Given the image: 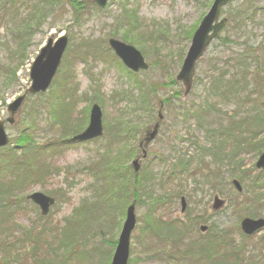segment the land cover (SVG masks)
<instances>
[{
  "label": "rangeland",
  "instance_id": "obj_1",
  "mask_svg": "<svg viewBox=\"0 0 264 264\" xmlns=\"http://www.w3.org/2000/svg\"><path fill=\"white\" fill-rule=\"evenodd\" d=\"M213 1L112 0L101 11L88 0H0L1 121L10 117L8 106L31 87L30 67L42 47L49 39L69 36L68 51L47 95L27 96L15 117V126H7V134L14 144L30 124L36 125L37 131L32 135L39 150L34 157L30 153V163L34 168H38L39 163L47 167L44 178L36 177L34 186L20 191L17 198L21 204L12 209L14 229L11 235L14 232V236H19L24 230L30 232L38 242V250L34 252L38 256L32 258L35 254L24 249L18 258H12V264H111L126 210L133 202L128 188L134 175L132 161L142 157L139 144L148 128L158 121V115L164 118L160 123L161 130L157 141L148 148L151 159L141 165L140 176L151 178L149 183L157 197L172 198V202L158 211L155 218L157 223L163 224L164 240L169 235L182 234L184 237L180 242L184 247L178 248L179 252H189V247L192 256H196L193 264H205L198 262V251L200 244L208 243L211 235L202 234L200 228L209 226L216 230V226L219 229L222 226L239 240L241 219L264 218V173L255 167L264 151L257 153L252 147L257 144L264 147V132L258 133L259 137L254 141L247 136L244 145H233L234 141L227 136L230 129L221 126L226 124V116L234 112V107L214 98L216 91L225 85L219 71L233 73L232 64L227 67L218 59L227 61L233 58L231 54L238 53L239 48L234 47L232 52L230 45L226 48L218 40L214 42L197 65L194 86L187 97L183 95V86L175 83L188 53L189 36L202 23ZM251 1L264 5V0ZM35 5L41 21L30 22L36 15ZM228 13L227 7L222 16L225 18ZM248 28L235 39L240 43L251 39L253 44H257L264 37V26L256 23ZM225 35L223 32L220 38ZM111 38L135 47L144 55L150 69L130 74L109 49ZM214 65L216 67L212 68ZM171 76H174L175 87L169 81ZM210 86L212 91L208 95ZM250 89L252 91L253 87ZM148 92L149 97L145 98ZM178 93L181 95L179 98ZM58 94L60 98H57ZM205 99L209 107L218 104L220 107L216 106V109L220 114L202 113L195 118L194 110L188 112V108L198 110ZM261 102H264V97ZM93 104L103 110V139L82 145L59 144L81 135L88 127ZM238 140L241 139L238 137ZM201 158L207 167L198 168ZM100 159L102 167L97 164ZM163 159L166 162L161 163ZM177 159L182 163L191 160V172L195 168L201 169H196V175L190 179L187 177L191 172L180 176L184 182L181 190L170 187L173 183L170 180L174 177L171 174L175 172L172 167L177 164ZM101 170L105 178L98 174ZM111 170H114L113 174ZM200 175L205 176L201 178ZM10 177V174H5L3 179L10 180ZM213 178L223 193L210 190V179ZM192 179L199 181L198 188ZM234 179L240 181L244 190L241 197L246 201L234 206L236 215L231 212L229 204L221 211L212 212L214 198L228 203L238 195L232 187ZM256 182L261 189L255 185ZM184 189L186 196L191 197L192 232L179 227L178 222L172 223L179 226L164 225L163 222L182 220L179 198ZM202 189L205 193L193 194V190ZM34 193H43L57 200L49 217H42L40 210L28 201L27 197ZM135 200L139 228L132 236L130 264H168L166 252L171 249L170 243H166L167 240L157 243L147 232L143 236L141 228L147 227L150 220L147 208L150 205L144 199L142 204ZM82 205V211L75 213ZM225 223L228 226L224 227ZM261 234L250 241L252 246L249 247L248 258L249 255H259L260 250L264 252Z\"/></svg>",
  "mask_w": 264,
  "mask_h": 264
},
{
  "label": "trees",
  "instance_id": "obj_2",
  "mask_svg": "<svg viewBox=\"0 0 264 264\" xmlns=\"http://www.w3.org/2000/svg\"><path fill=\"white\" fill-rule=\"evenodd\" d=\"M259 4L256 2L252 3L251 0H238L236 3L230 4L228 6L229 13L227 18L229 19V23L226 28V35L224 38L219 39V42L223 47L228 48L227 46L230 45L229 50L232 52H234V47L239 48L238 53L231 54L233 58H229L227 61H221L218 59L219 62L225 63L227 67L229 63L232 64L230 66L232 67L231 71L233 73L229 74L225 71H219L221 81H223L225 85L216 91L214 95V98H216L217 101L221 99L222 102L226 101L229 106L234 107V112H232L231 115L226 116V124L221 126V128L230 129V134L227 136L230 140L234 141L233 145L235 146H238V144L242 146L241 143L244 141L247 142V136H249L250 140L254 141V139L259 137L257 135L258 133L264 132V102H261L264 97V37H262L259 42L257 41V44H253L250 41L251 39L241 43L235 39V36H238L241 32L249 29L248 27L250 24L253 26L258 23V25L260 24V26H264V5ZM37 8L38 6L35 5L34 14L36 15L31 17L30 22L33 20L41 21V18H38L37 16V11H35ZM189 37L191 38L192 35ZM215 67L216 66L214 65L212 68ZM224 77L225 81L223 80ZM211 79L213 82L214 77ZM173 80L174 76H171L169 81H171V85L175 87L176 85ZM200 83H203V81H200ZM211 87L212 86H210L207 91L208 95L212 91ZM252 87L253 89L251 91L250 88ZM253 95H255L254 99L252 98ZM58 96L60 98L61 95L58 94L57 98ZM177 96L179 98L181 96L180 93H178ZM144 97L148 98L149 92L146 93ZM207 100H209V98H207ZM57 102L55 106L57 105ZM145 105L149 104L146 103ZM216 106L219 105L216 104L215 106L211 105V107H209L206 99L203 100L202 106L199 107L198 110L193 108L195 118H199L202 113L211 114L214 112L220 114V112L217 111ZM58 107L59 105L57 108ZM29 126L30 128L27 131L19 134L13 145L14 147H7L6 149L0 151V247H2L0 248V252L2 253L1 255H3L0 264H12V258H18L19 252L24 251V249H28V251L32 254H35L34 252L38 250V242L34 240L31 233L27 230H24L19 236H14V232L11 235V231L14 229V227H12L13 223L11 222L13 215L12 209H14L13 207H16V205L19 206L21 204V200L17 198L20 191L30 185L34 186V179H36V177H39L40 179L47 175V167L42 166V163H39L38 168H34L32 165L33 163H30V160H32L29 156L30 153L31 156L34 157L37 150H39V146L35 145L34 135H32V133L37 131V129H35L36 125L33 123V125L30 124ZM238 137L241 140H238L237 142L236 140ZM262 145H264V141L262 142ZM252 147L254 148L253 151L255 150L257 153H262L264 151V147L260 148L261 144L254 145ZM204 156L208 158L206 154ZM112 159L113 157L110 158V160ZM100 161H102V159H100L97 164L102 167L103 165ZM203 161L204 159L201 158L200 167L198 168H201L202 166H204V168L207 167ZM191 165V160L187 163L180 162V164L177 163L176 165H173L172 169H174L175 172H172L171 175L174 177L170 180L173 182L170 186L173 190H181L183 188V182L180 176L190 173L192 171L191 169L189 170ZM196 169L197 168L193 169L195 172L190 174V178L196 175ZM197 170L201 171V169ZM105 171L106 169L104 170V173ZM104 173L102 170L98 171V174L103 175V177L105 175ZM111 173L113 174L114 170H111ZM5 174L11 175L10 180H7L6 178V180L3 179ZM140 175L137 178L134 177V175L132 176L133 180H131L128 188L133 200L138 199L141 203V200L144 199L145 201H148L150 205L147 207L149 210L148 218H150V220L147 221V227L141 228L142 234L144 236V232H147L150 236L155 238L157 243L162 244V240H164V236L162 235L163 224H161V222L159 223V221L157 223V219L155 218L158 216L157 212L165 208L167 205L166 202H171L172 198H168V196L157 197L158 195L154 192L151 183H149L151 178ZM200 176L202 178L205 175ZM216 176L219 175H215V177ZM262 176L264 177V175ZM111 177L114 178V176ZM214 178L210 179L211 188H216L218 185V182H215ZM237 179H239V177H237ZM192 181L195 185L199 182L195 179H192ZM169 184L170 182L166 185V187H168ZM255 185L260 188V185L257 182ZM100 190H98V192H101ZM256 190L257 189H255V192ZM262 197L264 199V195H262ZM145 203L146 202H143V204ZM76 213H79V211ZM193 222L194 220L191 221L192 224ZM221 235L222 238L220 239V242L225 244L226 247H224L223 244H220L217 240H209L208 243L206 241L205 244L201 243L200 250L198 251V254H200L197 258L199 259L198 262L202 261L205 264H216V262H218L219 264H224L220 262L222 258L233 257L236 264H246L245 262L247 261L245 255L236 254L237 250H244L245 247L241 246L240 248H236L231 246V242L227 239L230 238L229 235H232V233L228 229L223 230ZM181 238H183L182 234L179 236L172 234L169 235L168 239L165 238L164 241L167 240L166 243H170L171 247V249H168L166 252L168 264H188L190 262L193 264V260L196 256H192L191 248H187L190 253L188 251H184V254L180 253V250H178V248L184 247L180 242ZM228 246H231V248ZM223 251L224 255L221 254ZM37 256L38 254H35L32 258H36ZM208 260L213 262H207ZM248 260L251 264H260L264 261V254L261 253L256 261H254V257H249Z\"/></svg>",
  "mask_w": 264,
  "mask_h": 264
},
{
  "label": "water",
  "instance_id": "obj_3",
  "mask_svg": "<svg viewBox=\"0 0 264 264\" xmlns=\"http://www.w3.org/2000/svg\"><path fill=\"white\" fill-rule=\"evenodd\" d=\"M95 2L100 9H104L109 0H91ZM236 0H215L211 10L205 16L204 20L197 28L195 35L192 38L191 46L188 49V53L184 60V64L178 73L177 81L185 88V94L189 93L193 86V79L195 76V68L197 61L201 59L207 46L215 39L218 33L223 30L227 24V20L220 21L221 11L226 8V5ZM68 37L60 38L54 43L53 39H50L48 43L43 47L39 56L36 57L35 63L31 67L30 81L32 86L28 90V93L36 95L38 93H47V89L51 86L53 78L57 74L58 67L61 64L62 56L67 50ZM109 45L115 52V55L122 61L123 65L130 71L139 72L148 70V65L145 63L144 57L134 47H130L122 42H118L114 39L109 41ZM26 96L21 97L15 101L13 105L9 107V112L12 116L22 106ZM90 123L87 129L79 136L71 139L70 142H86L94 139L102 138L104 135L103 121H102V110L97 105L91 108ZM9 123H13V120H8ZM158 133V126L155 127V131L151 134H147L145 143L149 145L156 138ZM9 143V138L5 134V128L3 123L0 121V149L5 148ZM256 167L260 170H264V154L256 163ZM134 172L137 173L140 170L138 160L133 164ZM237 190L241 192L240 185L238 182H234ZM31 199L35 205H37L42 211L43 216H47L50 212V208L54 205L55 200L48 198L42 193L32 194ZM183 207L182 211L185 210L186 204L182 200ZM224 206L223 202L216 201L215 209H220ZM136 206L132 205L128 208L126 213V221L123 225V230L119 236V243L117 251L114 255L112 264H128L130 255V242L131 235L136 229L137 216H135ZM242 231L246 235L255 234L258 230L264 228V220L253 221L250 219L244 220L242 223ZM204 232L205 229H202Z\"/></svg>",
  "mask_w": 264,
  "mask_h": 264
},
{
  "label": "flooded vegetation",
  "instance_id": "obj_4",
  "mask_svg": "<svg viewBox=\"0 0 264 264\" xmlns=\"http://www.w3.org/2000/svg\"><path fill=\"white\" fill-rule=\"evenodd\" d=\"M132 135H133V134H132ZM152 144H153V143H152ZM152 144H151V145H152ZM151 145H150V146H151ZM150 146H149V147H150ZM149 147H148V148H149ZM139 149H140V147H139ZM130 151H131V150H130ZM147 151H148V150H147ZM134 153H135V152L133 151V154H134ZM149 155H150V154H149V151H148V158H149ZM186 203L189 204V205H191L190 200H188V201L186 200ZM190 218H191V217H189L188 215L183 214L182 220L178 219V221H180L184 226H188V225H189V219H190Z\"/></svg>",
  "mask_w": 264,
  "mask_h": 264
}]
</instances>
